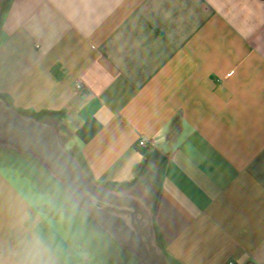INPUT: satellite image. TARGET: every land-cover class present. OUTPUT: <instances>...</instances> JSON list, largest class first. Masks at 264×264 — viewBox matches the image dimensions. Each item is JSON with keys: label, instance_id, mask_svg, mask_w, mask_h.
Instances as JSON below:
<instances>
[{"label": "crops", "instance_id": "crops-1", "mask_svg": "<svg viewBox=\"0 0 264 264\" xmlns=\"http://www.w3.org/2000/svg\"><path fill=\"white\" fill-rule=\"evenodd\" d=\"M0 95L148 196L171 264H264V0H3ZM46 205L0 168V264H92Z\"/></svg>", "mask_w": 264, "mask_h": 264}, {"label": "water", "instance_id": "water-1", "mask_svg": "<svg viewBox=\"0 0 264 264\" xmlns=\"http://www.w3.org/2000/svg\"><path fill=\"white\" fill-rule=\"evenodd\" d=\"M3 0H0V15ZM0 149L35 159L138 264H171L158 242L153 207L143 193L108 190L97 184L69 152L58 126L18 112L0 95Z\"/></svg>", "mask_w": 264, "mask_h": 264}, {"label": "rangeland", "instance_id": "rangeland-1", "mask_svg": "<svg viewBox=\"0 0 264 264\" xmlns=\"http://www.w3.org/2000/svg\"><path fill=\"white\" fill-rule=\"evenodd\" d=\"M0 168L30 199L36 197L47 202L42 208L46 213L63 212L67 222L62 224L59 236L69 240L73 250L82 252L92 264H138L89 215L74 205L64 186L35 159L0 149ZM65 226H69L68 229Z\"/></svg>", "mask_w": 264, "mask_h": 264}, {"label": "built area", "instance_id": "built-area-1", "mask_svg": "<svg viewBox=\"0 0 264 264\" xmlns=\"http://www.w3.org/2000/svg\"><path fill=\"white\" fill-rule=\"evenodd\" d=\"M77 90L79 91V92H82V90H83V85L81 84V83H79L78 85H77ZM138 146L139 147H142V148H151V144L146 140V139H141L140 141H139V143H138ZM228 264H236L234 261H230Z\"/></svg>", "mask_w": 264, "mask_h": 264}, {"label": "trees", "instance_id": "trees-1", "mask_svg": "<svg viewBox=\"0 0 264 264\" xmlns=\"http://www.w3.org/2000/svg\"><path fill=\"white\" fill-rule=\"evenodd\" d=\"M53 71H54V73H56L55 69Z\"/></svg>", "mask_w": 264, "mask_h": 264}]
</instances>
